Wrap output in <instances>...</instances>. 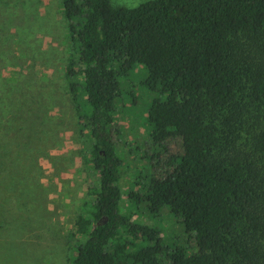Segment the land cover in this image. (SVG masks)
Listing matches in <instances>:
<instances>
[{
	"label": "trees",
	"instance_id": "1",
	"mask_svg": "<svg viewBox=\"0 0 264 264\" xmlns=\"http://www.w3.org/2000/svg\"><path fill=\"white\" fill-rule=\"evenodd\" d=\"M61 3L76 42L64 77L98 175L71 264H264V0ZM138 87L153 171L130 197L164 206L189 248L120 211L116 104Z\"/></svg>",
	"mask_w": 264,
	"mask_h": 264
},
{
	"label": "rangeland",
	"instance_id": "2",
	"mask_svg": "<svg viewBox=\"0 0 264 264\" xmlns=\"http://www.w3.org/2000/svg\"><path fill=\"white\" fill-rule=\"evenodd\" d=\"M142 1L110 0L114 7ZM75 46L61 0H0V264H71L82 240L72 235L74 224L98 175L64 77ZM138 80L135 75V85ZM134 94L133 102L124 96L116 104L120 211L157 229L169 248H189L164 206L151 210L131 200L130 192L153 171L142 159L152 154L139 117L145 91L138 87ZM168 149L177 152L175 143Z\"/></svg>",
	"mask_w": 264,
	"mask_h": 264
},
{
	"label": "water",
	"instance_id": "3",
	"mask_svg": "<svg viewBox=\"0 0 264 264\" xmlns=\"http://www.w3.org/2000/svg\"><path fill=\"white\" fill-rule=\"evenodd\" d=\"M103 221H105V218L103 219ZM103 221H102V222H103Z\"/></svg>",
	"mask_w": 264,
	"mask_h": 264
}]
</instances>
